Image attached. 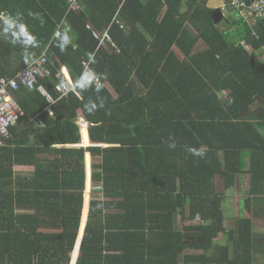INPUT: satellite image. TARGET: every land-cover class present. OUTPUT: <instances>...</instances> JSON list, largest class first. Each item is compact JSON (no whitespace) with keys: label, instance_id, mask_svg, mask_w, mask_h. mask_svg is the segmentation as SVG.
<instances>
[{"label":"trees","instance_id":"trees-1","mask_svg":"<svg viewBox=\"0 0 264 264\" xmlns=\"http://www.w3.org/2000/svg\"><path fill=\"white\" fill-rule=\"evenodd\" d=\"M76 1L78 11L69 0H0V11L22 12L36 35L32 61L45 50L50 76L37 85L53 99L23 86L14 92L24 115L0 147V264L5 257L9 264L70 262L86 151L91 200L88 210L86 189L70 264H254L264 238L252 229L254 200L264 193V18L235 19L229 0L230 16L217 23L208 0ZM28 11L41 13L44 24ZM64 22L72 43L62 53L52 36ZM88 24L113 44L95 38ZM88 52H95L96 72L106 74L102 90L61 96L55 83L74 81ZM32 61L0 39V77ZM89 100L104 107L89 114ZM34 117L44 126L35 127ZM78 118L88 124L81 133L90 146L57 147L79 143ZM189 147L203 149V157ZM15 165H33L32 177ZM242 174L248 216L226 228L225 195L214 179L231 188ZM24 206L36 212H16Z\"/></svg>","mask_w":264,"mask_h":264},{"label":"built area","instance_id":"built-area-1","mask_svg":"<svg viewBox=\"0 0 264 264\" xmlns=\"http://www.w3.org/2000/svg\"><path fill=\"white\" fill-rule=\"evenodd\" d=\"M69 8L73 11H78L81 7L78 5L76 0H69ZM229 3L235 9V19H243L249 24H253L257 19L264 18V0H229ZM64 28H69L66 22L63 23ZM62 29L60 26L58 27ZM56 28V30L58 29ZM92 31V34L95 38L100 39L101 42L107 41L111 42V39L106 31L98 32L89 24L87 25ZM55 30V31H56ZM54 31V32H55ZM53 38V36H52ZM112 43V42H111ZM113 44V43H112ZM47 55L45 50L30 64L26 67L17 71V73L12 77H0V147L6 146V140L9 138V128L16 124V122L24 115L22 107L19 105L17 100L14 97V92L17 91L21 86L25 87L28 90L37 89L40 91L48 102H53L52 97L47 93L41 85H37L40 78H45L50 76V71L46 67ZM85 60L82 61V66ZM57 76H61L58 72ZM65 81V80H63ZM66 83H69L65 81ZM61 81H58L54 85V89L61 96H67L70 92H67L65 95L64 90H58ZM32 122L35 127H43L44 124L38 117H34ZM82 122L87 123L78 118L77 123L82 128Z\"/></svg>","mask_w":264,"mask_h":264},{"label":"clouds","instance_id":"clouds-1","mask_svg":"<svg viewBox=\"0 0 264 264\" xmlns=\"http://www.w3.org/2000/svg\"><path fill=\"white\" fill-rule=\"evenodd\" d=\"M27 15L33 19L39 20L40 24H44V18L41 13L28 11ZM0 39L6 40L13 46H19L22 51V56L25 63L32 61L30 50L39 46V41L36 35L30 30L28 23L25 21L24 14L20 11L9 12L0 11ZM53 40L56 47L63 53L69 45L72 43V37L69 35V29L58 28L53 33ZM96 63L95 52H88L86 54V60L83 63L82 71L77 78L71 83H66L61 80L58 90H64L65 95L67 92L79 90L80 92L94 89L99 93L103 88L102 80L106 78V74L98 73L92 67ZM104 107L103 100L98 103L89 100L85 105V111L89 114L95 113L99 108ZM170 148H175V142L169 144ZM187 151L197 157H203L204 150L195 147H189ZM97 207H102V204L98 203Z\"/></svg>","mask_w":264,"mask_h":264},{"label":"rangeland","instance_id":"rangeland-1","mask_svg":"<svg viewBox=\"0 0 264 264\" xmlns=\"http://www.w3.org/2000/svg\"><path fill=\"white\" fill-rule=\"evenodd\" d=\"M220 13L224 16V18H228L230 16V11L227 10L225 3L223 7L220 9ZM220 17V14L217 15ZM225 23L224 21L221 22V26ZM229 91H223L219 95L221 97L225 96ZM264 134L263 131H261ZM214 187L215 190L219 193H223L225 195V200H223V209L225 212V220L224 224L226 228H233L236 229L237 223L236 220L240 216H248L247 212L243 207V197L248 193L249 188V178L247 174H242L240 178L237 179L235 185L231 188H224L222 178L220 176H216L214 179ZM254 200V204L256 206V213L252 215V229L253 232L260 235L262 234L264 237V193L261 194L259 197ZM187 222V221H186ZM189 224H196L198 223L197 220L189 221ZM182 222H180V226ZM226 235L223 233H219L218 239L220 241H224ZM261 250L263 251L262 254L255 253L254 257V264H264V238L261 239L260 242ZM200 252L199 250H196ZM191 252H194L192 250Z\"/></svg>","mask_w":264,"mask_h":264},{"label":"crops","instance_id":"crops-1","mask_svg":"<svg viewBox=\"0 0 264 264\" xmlns=\"http://www.w3.org/2000/svg\"><path fill=\"white\" fill-rule=\"evenodd\" d=\"M223 5H224V0H208L207 3H206V6L209 7V8H212V9H221L223 7ZM48 112H49V114H52L50 110ZM81 119L84 120L83 118H81ZM87 126H88V124H87ZM87 126H86V128H87ZM81 131L82 130L80 129L81 138H80L79 143L73 144V145H71V144L57 145V147H62V148H69V147L80 148V147H83V148H85L87 146H90V144L82 143L83 142V135H82ZM87 140H88V136H87ZM87 163H88L89 169H90L91 158H90L89 152L86 151V152H84V189H83V196H82V208H81L80 222H79V227H78V231H77L76 241H77V238H78V236L80 234V227H81V221H82V216H83V208H84V202H85V197L84 196H85V190H86V175H87L86 168H87ZM14 171L17 174L28 178V177H32L33 171H34V166L33 165H15L14 166ZM89 181H90V172H89ZM91 189H92V186H91V181H90L88 210H89V203H90V200H91ZM16 212L19 213V214H23V215L34 214L36 212V207L35 206H32V207H25L24 206V207H20V208L16 209ZM87 217H88V211H87V215H86V221H87ZM188 222L189 221H187L185 223L189 224ZM178 225L180 226L179 223H178ZM42 230H52V229L42 228ZM83 232H84V230L82 231L80 242H81V239H82V236H83ZM76 241H75V244H76ZM75 244H74V247H75ZM79 246H80V243H79ZM74 247H73V250H74ZM73 250L70 252V262L68 264L71 263V260H72L71 256H72ZM76 259H75V262H76ZM75 262H74V264H75ZM4 264H9L7 257H5Z\"/></svg>","mask_w":264,"mask_h":264},{"label":"water","instance_id":"water-1","mask_svg":"<svg viewBox=\"0 0 264 264\" xmlns=\"http://www.w3.org/2000/svg\"><path fill=\"white\" fill-rule=\"evenodd\" d=\"M213 14H214V15H215V14H216V15L220 14V17H219V18L217 17V19L215 20L216 23L219 22L222 18H224V16L222 15V13H220V9H214Z\"/></svg>","mask_w":264,"mask_h":264},{"label":"bare ground","instance_id":"bare-ground-1","mask_svg":"<svg viewBox=\"0 0 264 264\" xmlns=\"http://www.w3.org/2000/svg\"><path fill=\"white\" fill-rule=\"evenodd\" d=\"M86 189H90V186H87Z\"/></svg>","mask_w":264,"mask_h":264}]
</instances>
